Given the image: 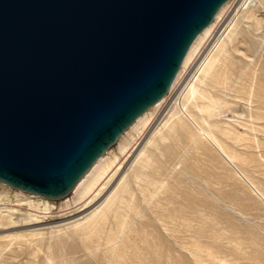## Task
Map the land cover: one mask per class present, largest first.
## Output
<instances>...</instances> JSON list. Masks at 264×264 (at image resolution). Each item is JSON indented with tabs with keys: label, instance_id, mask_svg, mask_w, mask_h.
<instances>
[{
	"label": "rangeland",
	"instance_id": "obj_1",
	"mask_svg": "<svg viewBox=\"0 0 264 264\" xmlns=\"http://www.w3.org/2000/svg\"><path fill=\"white\" fill-rule=\"evenodd\" d=\"M221 10L214 40L144 113L153 122L138 134L142 115L101 157L119 170L84 212L82 180L57 200L0 183V264H264V0Z\"/></svg>",
	"mask_w": 264,
	"mask_h": 264
},
{
	"label": "water",
	"instance_id": "obj_2",
	"mask_svg": "<svg viewBox=\"0 0 264 264\" xmlns=\"http://www.w3.org/2000/svg\"><path fill=\"white\" fill-rule=\"evenodd\" d=\"M227 1L0 0V183L66 197Z\"/></svg>",
	"mask_w": 264,
	"mask_h": 264
},
{
	"label": "bare ground",
	"instance_id": "obj_3",
	"mask_svg": "<svg viewBox=\"0 0 264 264\" xmlns=\"http://www.w3.org/2000/svg\"><path fill=\"white\" fill-rule=\"evenodd\" d=\"M230 7V6H229ZM231 9V8H230ZM223 10H224V8H223ZM227 10V9H226ZM219 11V10H218ZM230 11V10H229ZM222 13V10L221 11H219V13L217 14V15H215L216 17H214L215 18V21H216V19L218 18V17H220V14ZM223 13H225V12H223ZM230 14V13H229ZM228 14V15H229ZM214 20V19H213ZM218 21V20H217ZM213 22V21H212ZM211 22V23H212ZM215 23L213 22L211 25H209V27H206L200 34H202V35H198L199 37H197V39H195V41L193 42V44L191 45V47H190V49H189V51L187 52V56H185V58H184V60H183V65H186L187 64V62L191 59V57H192V59H194L193 57H195V56H192L194 53L196 54V50H201L203 47H204V45H206V43L208 42V41H210L211 39H213L214 37H216V33L214 34V32H215V26L216 25H214ZM222 26V25H221ZM235 27V26H234ZM234 29V28H233ZM219 30V29H218ZM217 33H218V31H217ZM214 40V39H213ZM221 41V40H220ZM219 41V42H220ZM232 41V40H231ZM219 42H218V46L219 47H222V46H224V44H223V42H221L220 44H219ZM214 43V42H213ZM217 42H215V44H216ZM215 47H217V46H215ZM218 48V47H217ZM215 49V48H214ZM223 49H224V47H223ZM199 50V51H200ZM194 51H196V52H194ZM198 51V52H199ZM211 52V51H210ZM208 54H209V52H208ZM197 55V54H196ZM211 55V54H210ZM210 55H208V56H210ZM206 58V57H205ZM211 58H213L212 56H210V57H208L207 59H205V61H203L204 63H202V65H200V67H199V69H198V71L197 72H199V73H201V74H204V75H207V74H209V71L211 70L212 71V69H213V64H215L214 63V60H212ZM215 59V58H214ZM188 65V64H187ZM184 67V66H183ZM212 68V69H211ZM210 71V72H211ZM178 74V73H177ZM180 76V75H179ZM197 76V75H196ZM175 81H173V83H172V85H171V89L173 88V86L175 85V83H176V77H175V79H174ZM179 82V81H178ZM200 82V81H199ZM191 85H192V83H191ZM170 91V90H169ZM169 91H168V93H169ZM168 93L166 94V95H168ZM187 96L189 97V98H192V99H196L197 97H199L200 95H201V93H200V90L197 88V87H195V86H190V87H188V89H187ZM165 95V96H166ZM164 96V97H165ZM164 97L160 100V101H162L163 99H164ZM202 97V96H201ZM204 97V96H203ZM205 98V97H204ZM159 101V102H160ZM158 102V103H159ZM155 104L154 106H158L159 104ZM163 107V106H162ZM159 108V107H158ZM157 109V108H156ZM218 111V110H217ZM201 112V111H200ZM144 115V114H143ZM141 117V116H140ZM140 117L137 119V120H139L140 119ZM153 116L152 115H144L143 117H141V119L139 120V123H137V125H136V127H135V130L134 131H137V133L138 134H143L144 133V131L148 128V126L153 122ZM136 120V121H137ZM135 121V122H136ZM168 127V125H167V123H166V125H165V127ZM164 127V126H163ZM164 129V128H163ZM159 132V131H158ZM161 132V131H160ZM164 132V131H163ZM162 132V133H163ZM135 133V132H134ZM137 134V135H138ZM157 134H159V133H157ZM131 135V134H130ZM132 137V136H131ZM120 138V137H119ZM135 138V137H134ZM213 138V137H212ZM124 141V140H123ZM125 141H126V139H125ZM127 141H129V140H127ZM130 141H131V138H130ZM132 141H133V138H132ZM131 141V142H132ZM129 145L131 146V147H133V145H131L130 144V142H125L123 145H121L120 146V153L121 154H125V152L127 151V150H129L128 148H130L129 147ZM109 150V149H108ZM107 150V151H108ZM130 150H131V148H130ZM106 153V152H105ZM104 153V154H105ZM103 154V155H104ZM102 155V156H103ZM101 156V157H102ZM101 157L96 161L98 164L97 165H93L89 170H88V172L87 173H89L88 175H87V173L80 179V181L82 180V182L80 183V181L75 185V187L78 185V187H77V195H76V201L74 202L73 201V203L75 204V205H78L76 208V210H78V211H81V212H84L85 210H86V208H88V207H90L95 201H97L96 199H99L100 198V195H101V193H102V191H103V189L105 188V186H107L108 185V183H109V181H110V178L112 177V175L114 176L116 173H117V171L119 170V166L116 164V156H112L111 158H109V159H107L106 161L104 160H101L100 161V159H101ZM99 161V162H98ZM92 169V170H91ZM90 171V172H89ZM87 175V176H86ZM86 176V177H85ZM85 177V178H84ZM83 178H84V180H83ZM74 187V188H75ZM19 191V190H18ZM70 194V193H69ZM112 199H114V198H112ZM105 203V202H104ZM44 206V210H49L50 209V207H49V205H47V204H44L43 205ZM101 206V205H100ZM99 206V207H100ZM38 207V206H37ZM98 207V208H99ZM39 208V207H38ZM102 211V210H101ZM101 211L99 212V213H97V212H94L93 214H91V218L90 219H88L86 222H92V221H95V220H97L98 219V217L100 216L99 214L101 213ZM97 213V214H96ZM85 218H87V217H85ZM85 218H84V220H85ZM81 223V222H80Z\"/></svg>",
	"mask_w": 264,
	"mask_h": 264
}]
</instances>
